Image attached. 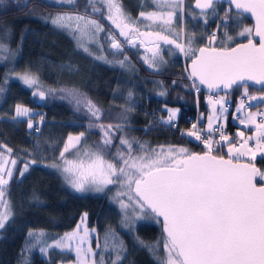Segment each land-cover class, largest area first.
Instances as JSON below:
<instances>
[{"label": "trees", "instance_id": "16d2710c", "mask_svg": "<svg viewBox=\"0 0 264 264\" xmlns=\"http://www.w3.org/2000/svg\"><path fill=\"white\" fill-rule=\"evenodd\" d=\"M187 1V15L191 16L186 20V29H181L179 23L181 9L177 19L164 31L170 38H177L171 33H179L178 42L181 43L182 33L186 32L194 39L195 48L211 46L205 40L213 34L216 43L212 46L215 47H228L246 39L239 38L238 33L243 27L251 26V22L233 12L227 4L217 2L215 14L211 10L202 14L192 8V0ZM117 3L132 18L139 32L158 30L160 25L139 17L142 10L156 8L158 0H117ZM85 5L86 0H76L75 4L29 0L28 7L21 8L16 6L15 0L0 2V44L6 49H0V146L11 148L10 156L17 161L13 176L5 186L13 215L5 228L0 229V264H59L73 259L69 251L50 248L43 256L38 248L72 230L82 213L87 214V225L97 230V235L91 239L96 246L97 264L101 256L104 264H111L119 251L112 248L111 241L105 247V234L109 230L115 233L117 242H123L125 250L120 252L121 264H158L161 256L157 252L162 247L150 251V247L163 238L157 218L149 215L125 228L123 214L110 200L109 191L77 192L66 183L60 170L49 166L61 163L59 154L69 134L84 133L99 141V124H112L114 129L120 125L112 134L110 159L117 148L124 150L119 137L150 148L183 147L190 152L206 151L203 143L187 135L191 130L185 124L187 114L193 115L197 109L206 111L208 105L202 99V91H195L185 68L192 56H183L175 45L163 44L161 40L139 36V33H129L135 46L129 44L119 35L120 29L106 19V9L103 15L93 14L105 31L97 33L93 36L96 39L92 38L89 43L79 34L56 28L44 19L57 13L83 14ZM224 19L227 24L221 23ZM110 34L121 42L122 51L111 47ZM227 36L233 40L229 41ZM154 52L157 53L155 60ZM120 61H124L123 65ZM16 72L37 75L45 90L44 98L33 95L30 88L9 77ZM64 90L91 100L101 110L100 119L78 109L76 101L55 93ZM228 92L231 97L228 100L235 105L241 88L233 87ZM16 104L36 108L37 113L31 116L33 129L28 128L26 118L13 119ZM164 105L178 106L179 116L173 120L178 125L164 123ZM232 116L228 111L226 126L233 132L238 125L231 122ZM90 124L96 126L89 130ZM212 147L213 154L227 156L223 142L212 141ZM133 149V155L139 154L137 144ZM32 160L37 163L31 164ZM245 161L255 162L264 171V155L256 157L255 161ZM25 163L29 164V169L21 177L19 172ZM257 182H261L259 177ZM29 231H43L44 236L39 243L33 242Z\"/></svg>", "mask_w": 264, "mask_h": 264}, {"label": "snow or ice", "instance_id": "6c2138e0", "mask_svg": "<svg viewBox=\"0 0 264 264\" xmlns=\"http://www.w3.org/2000/svg\"><path fill=\"white\" fill-rule=\"evenodd\" d=\"M53 2L75 4L76 0H53ZM226 2L230 6L234 5L235 9L251 13L255 17L254 28L245 27L238 33L239 36L246 37L247 42L237 43L234 47L194 48L193 38L186 40V47L184 43L178 42L179 33H171L177 38H170L169 35L159 31L141 33L117 0H86L83 14L57 13L54 16L44 17L56 28L70 30L74 35L79 34V37L89 33L95 36L105 29L97 19L93 18V14L103 15L106 9V19L120 29L119 35L125 37L129 44L135 46V41L129 33H139V36L154 37L165 44L175 45V48L186 56H194L190 72V78L194 81L198 80L199 84L206 85L209 90H228L233 86L243 89L236 112L244 114L236 118L246 127L254 125L256 136L247 137L238 148L234 143H229V137L221 131L220 139L229 143L227 159L223 155L213 154L211 137L202 138L195 124L187 135L202 140L206 149L203 153L190 152L183 147H169L165 150L163 146L158 151L138 141L119 137L120 145L125 146L124 150L117 148L115 159H106L105 149L113 144L112 134L115 130H119L120 125H116L114 129L112 124L107 126L99 124L103 132L102 144L96 145L94 149H80L78 146L84 133L69 135L59 154L61 163L49 165L60 170L67 183L77 192H104L109 185H118L114 200L119 203L124 213L122 222L125 226H131L135 220L142 219L146 215L157 218L158 223L161 222L159 218H162L164 255L158 257V264H264V171L258 169L254 163L240 161V157L243 156L255 161L258 153L264 154V113L251 111L252 102L264 106V0H226ZM15 3L17 7L26 8L29 0H23L22 3L20 0H15ZM183 3L184 0H158L157 6L161 9L168 8L169 11L161 13L141 11L139 17L149 21L159 19L164 24L171 25ZM216 3L217 0H196L195 7L200 9L202 14L206 10H211L215 14ZM98 4L104 7H98ZM228 11L230 9L225 10V16L228 15ZM221 23L227 24V20L224 19ZM254 37H258V41ZM109 39L113 49L122 51L123 45L120 41L111 34ZM215 39L213 34L209 37V44ZM227 39L231 41L233 37L227 36ZM80 46L83 47L82 44ZM0 49H5V46L0 44ZM84 50L88 51L86 47ZM196 52L199 55H196ZM156 55L157 53L154 52L153 60ZM120 63L123 65L124 61ZM18 78L29 88L37 84L36 77L28 72ZM193 87L199 91L195 83ZM250 88H255L259 94H250ZM37 94L41 99L45 96L43 91L33 93V95ZM69 94L78 105L83 99L91 116L96 120L100 119L101 110L91 100L78 97L75 93ZM209 102L219 104L221 112L227 111L223 97L216 101L210 98ZM167 111L168 119L164 123L171 124L177 110ZM213 111L215 112L216 109L214 108ZM29 114L30 109L17 104L13 119ZM258 116L261 117L259 122H257ZM214 119L219 117L208 118L209 132L213 129ZM27 126L29 129L34 128L31 119L28 120ZM95 126L90 124V127ZM36 130L39 131L38 128ZM216 131H220V128ZM238 135L243 137L244 133L239 132ZM253 139L256 141L255 147H248L249 141ZM134 144L139 148L137 155L132 154ZM7 152L11 154L12 149L8 148ZM73 152V158L69 159L66 154ZM9 163L15 166L17 161L15 159L9 161L4 153L0 152V208L3 209L0 211V229L5 228L13 215L11 205L4 199V186L13 176L12 169L6 168ZM30 163L36 164L37 160H32ZM28 169L29 164L25 163L19 172L20 176L23 177ZM257 177L261 181L259 184ZM123 197H127V201ZM129 209L132 210L133 215H129ZM86 217L85 213L81 224H84ZM28 235L39 243L44 233L29 231ZM88 240L89 229L86 226L81 228L78 224L75 231L65 233L54 244L40 247V251L46 253L50 248L74 250L75 264H97L93 249L90 246L83 247ZM109 241L114 250L119 249L116 259L111 261V264H121L123 257L120 252L125 250L123 242L116 241L112 230L105 234L106 248ZM160 245L161 241H157L156 245L150 247V251L159 248ZM99 264H104L102 256Z\"/></svg>", "mask_w": 264, "mask_h": 264}, {"label": "rangeland", "instance_id": "374dc122", "mask_svg": "<svg viewBox=\"0 0 264 264\" xmlns=\"http://www.w3.org/2000/svg\"><path fill=\"white\" fill-rule=\"evenodd\" d=\"M186 1H187V0H184V3H183V5H182V7H181V9H183V10H182L181 13H179V18H178V19H179V23H180V25H181V29H182V28H183V29H186V28H185V26H186V22H187L186 20H187V18H189L188 15H190V14L187 15L188 10H187L186 4H185ZM187 2H188V1H187ZM155 3H156V1H155ZM155 5H156V6H155L156 8H153V9H145V10H142V11L145 12V13H149V12H157V13H161V12H167V11H169L168 8H163V9H161V8H159V7L157 6V4H155ZM181 9H180V10H181ZM180 10H178V11H180ZM178 11H177V16H178ZM177 16L174 17L173 21H174L175 19H177ZM190 16H191V15H190ZM140 18H141V17H140ZM141 19H143V20H147V19H145V18H141ZM147 21H149V20H147ZM149 22H151V23H153V24H155V25H156V24L160 25V26H158V27H159L158 30H155V32H158V31H159V32H161L162 34H164V31H166V30L169 29V28H168L169 25L164 24L162 20L157 19V20H155V21H149ZM245 27H252V26H245ZM245 27H243V28H245ZM153 28H154V26H151V29H153ZM243 28H242V30H243ZM242 30H241V31H242ZM181 32H182V30H181ZM184 34H185V35H184ZM164 35H166V34H164ZM182 35H183L184 39H182L181 43H184L185 46L187 47V45H186V40H187L188 38H191V36L188 35L186 32H185V33L183 32ZM238 36H239V35H238ZM92 38H94V37H93V35H92L91 33H89L88 35H85V36L82 37V39H83L86 43H89V42L91 41ZM239 38H246V37H241V36H239ZM94 39H96V37H95ZM161 43L164 44V42H163L162 40H161ZM205 43H206L207 45H211V46H212V45H214V44L216 43V41L214 40L211 44H209V38H207V39L205 40ZM194 46H195V45L193 44V47H194ZM194 48H195V47H194ZM179 52H181V51L179 50ZM181 53H183V52H181ZM184 55H185V54L183 53V56H184ZM24 73H25V72H16V73H13V74L9 75V77H10L11 79H14V80L19 81L23 86L28 87L27 85H25V84H24V83L18 78L20 75H23ZM28 73H30V72H28ZM30 74L34 75V76L36 77V79H37V84L30 88V89L33 91V93H36V92L39 93L40 91L45 92V90H43L44 87H41V85H40V83H42L41 80H40V78H39L37 75L33 74V73H30ZM28 88H29V87H28ZM241 91H243L242 88H241ZM55 93H56V95L60 94L61 96H66L70 101H73V102L75 103V100L73 99V96L69 94V93H74V92L69 91V90H64V91H59V92L56 91ZM249 93L252 94V95H258V94H259L256 90H255V91H250V90H249ZM78 97H79V96H78ZM220 97H223L224 100H225V99H230V98H231L229 92H222V93H217V94L215 95V98L212 99V101H216V100H218ZM252 103H255V104H256V102H252ZM76 104H77V103H76ZM16 105H17V104H16ZM16 105H15V107H16ZM20 105H23V104H20ZM23 106L26 107V108H28V109H30V114H29V116L18 117V118H26V119H27V122H28L29 119H31L32 122L34 123V120L31 118V116L37 113L36 108H34V107H30V106H27V105H23ZM15 107H14V116H15ZM224 107L226 108L225 104H224ZM263 107H264V106H263ZM214 108L216 109L215 112L213 111ZM78 109H81V110H83V111H87V108L85 107V104H84V102H83V99H82V102L79 104ZM163 109L166 111V115L162 117V119H163L164 121H166V120L168 119V111H167L168 109H175V110H177V112H176V116H175L174 119H177V118H178V116H179V108H178V106H168V105H164V106H163ZM206 111H207V112H206V125H205V129H206V130H209V129H208V118H209L210 116H218V117H219V119H214V120H213V127L218 126V127H220V128H225L226 123H227V120H228V113H227V111H226V112H221V111H220V105H219V104H214V103H210V102H208L207 110H206ZM231 122L236 123V124L238 125V127L235 128V133L238 135L239 132H243V133H244V136H245V129H244V128H245V125L240 124L239 119H236V118H234L233 116L231 117ZM221 126H222V127H221ZM88 128H89V130H91V129L94 128V127H90V126H89ZM69 135L76 136L75 134H69ZM69 135H68V136H69ZM238 136H239V135H238ZM244 136H243V137H244ZM249 136H252V137H255V136H256L255 128L253 129L252 132H250V133L247 134V137H249ZM239 137H240V136H239ZM191 138L194 139L195 137L193 136V137H191ZM102 139H103V132H102V131H101V133H100V135H99V141H95V140H93V138H91V136H87L86 134H84V136L81 138V143H80V145L78 146V148H80V149H83V148H92V149H94L96 145H100V144H102ZM253 140H255V139H253ZM223 143H224V150H225L226 155H227V153H228V148H229V143H233V142L229 140V143H226V142H224V141H223ZM242 143H243V140H242V141H241L236 147L239 148V147L241 146ZM145 145H146V144H145ZM255 145H256V144H255ZM255 145H254V147H255ZM146 146H147V145H146ZM112 147H113V146H109L108 148L105 149V157H106V159H110L109 156H110V153H111V151H112V149H111ZM124 147H125V146H124ZM163 148H164L165 150L168 149V148H165V147H163ZM7 149H8V148H7L6 146H0V152H3L4 155H5V157H6L9 161H11L12 158H11L10 154L7 152ZM153 149H157V150L159 151V150H160V147H158V148H153ZM241 150H243V149H241ZM74 151H75V150H74ZM116 151H117V150H116ZM116 151H115V152H112V153H113V154H112V158H113V159H115ZM138 153H139V151H138ZM261 155H264V154L258 153V154H257V157H258V156H261ZM66 156H67L69 159H72L73 156H74V152H73V153L66 154ZM112 158H111L110 160H113ZM240 159H245V160L248 159V160H250V157H248V156H243V157H240ZM6 168H11L12 171H13V165H12L11 163H9V164L6 166ZM60 173H61L62 176L64 177V174H63L61 171H60ZM5 178L7 179V176H5ZM64 178H65V177H64ZM66 183H67V181H66ZM67 184H68V183H67ZM68 185H69V184H68ZM5 186H6V185H5ZM5 186H4V188H5ZM106 190L109 191L108 196H109L110 200H112L113 203H114L117 207H119V209H120L119 203L116 202V201L114 200L115 194H116V192H117V190H118V185H109L108 188L105 189V192H106ZM85 192H93V191H85ZM85 192H83V193H85ZM4 199H5L6 201L9 202V200L7 199V196H6V192H5V197H4ZM123 199H125V201H127V197H123ZM9 204H10V202H9ZM2 210H3V209L0 208V211H2ZM120 210H121V209H120ZM121 212H122V214L124 215V213H123L122 210H121ZM84 214H85V213H82V214H81V216H80V218H79V220H78L76 226H75L72 230H70V231H68V232H65V233H70V232L75 231L76 228H77V225H78V224L81 225V228H83L84 226H86V227L89 229V240L83 245V247L87 248V247L90 246V247L93 249V251L95 252V251H96V246L92 244L91 239H92V237H95V236L97 235V230H96V227H95V226H91V227H89V226L87 225V220L84 221V224H81V220H82V217H84ZM129 215H133L131 209H129ZM146 216H149V215H146ZM146 216H144V217H146ZM122 224H123V226H124L125 228H126V227H129V226H125V224H124L123 222H122ZM93 229H95V231H92ZM40 232H41V231H35V233H37V234H39ZM65 233L61 234L56 240H58L60 237H63ZM80 234H81V235L83 234L82 231H81ZM41 239H42V237H41ZM31 240H32L33 242H36L32 237H31ZM56 240L51 241V242H49L48 244L42 243V244L39 246V248H38L39 252L41 253V251H40V247H47V245H49V244H54ZM159 241H161V245H160V247H162V241H163V238H159ZM73 245H75V242H73ZM55 249H56V248H55ZM57 250H61V249H57ZM64 251H68V250H64ZM46 253H47V252H46ZM46 253H41V254H42L43 256H45ZM69 253L73 256V259H71V260H69V261H65V262H60L59 264H75V251H74V250H73V251H69ZM157 253H158L159 256L163 257V255H164L163 247H162V249H161L160 251H158Z\"/></svg>", "mask_w": 264, "mask_h": 264}, {"label": "built area", "instance_id": "2783aa9c", "mask_svg": "<svg viewBox=\"0 0 264 264\" xmlns=\"http://www.w3.org/2000/svg\"><path fill=\"white\" fill-rule=\"evenodd\" d=\"M200 90V89H199ZM195 91H197V88H195ZM214 94L213 93H203L202 99L206 102L210 101L214 98ZM241 94L238 95L237 97V101L239 103ZM226 108L228 111H230L234 117H238L241 116L243 113H237L236 109L234 107V105L231 102H228L226 104ZM253 108V107H252ZM251 108V109H252ZM254 110L257 112H262L264 113V108L261 106H257L254 107ZM247 111V109H246ZM261 117H257L258 122L260 121ZM185 121H186V125H187V129L188 130H193L192 126L193 124L196 125V130H199L202 134V138H208L209 136L211 137L212 141L214 142H221L222 140L220 139V132L222 131L225 135H227L229 137V140L232 141L235 145H237L238 143H240L242 140L246 139L245 137H239L238 135H236L235 133L232 132L231 129H229L228 127L225 128H220V131H216L217 128L219 127H213L212 131L209 132V130L205 129V118L203 116V114L197 109L195 111V113H193V115L191 114H187L185 116ZM177 121H173L172 124L173 125H178ZM246 132H250L251 128L250 127H246ZM199 142L203 143L202 140H198ZM256 144L255 140H250L249 141V146L250 147H254V145Z\"/></svg>", "mask_w": 264, "mask_h": 264}, {"label": "water", "instance_id": "95a60500", "mask_svg": "<svg viewBox=\"0 0 264 264\" xmlns=\"http://www.w3.org/2000/svg\"><path fill=\"white\" fill-rule=\"evenodd\" d=\"M217 2H222V3H225V4H227L229 7H230V9L233 11V12H236V13H239V14H241L242 16H244V17H246L247 19H249V21L251 22V26L254 28V26H255V17H253L252 15H251V13H248V12H243L242 10H238V9H235V6L234 5H229L227 2H226V0H217ZM195 3H196V0H192V4H191V6H192V8L196 11V12H199V13H201V10L200 9H198V8H196L195 7ZM208 10H206V12H207ZM254 39H256L257 41H258V37H254ZM247 42V38L246 39H243V40H239V41H237L236 43H234L233 45H231V46H228V47H234L237 43H246ZM199 47H215V46H205V45H202V46H199ZM198 47V48H199ZM216 48H220V47H216ZM196 55H199V53L198 52H196ZM192 59H194V56H192L187 62H186V64H185V68H186V71H187V74H188V76H189V78H190V72H191V61H192ZM190 80H192L196 85H198V87L202 90V91H204V92H208V93H222V92H228L230 89H228V90H223V89H214V90H209L208 88H207V86L206 85H201V84H199V81L198 80H193L192 78H190ZM233 87H235V86H233ZM258 87V86H257ZM193 152H196V151H193ZM196 153H203V152H196ZM214 155H216V154H214ZM224 156V155H223ZM224 158L225 159H227L228 158V156H224ZM240 161L242 162V163H248V161H245V160H241L240 159ZM251 163H254L255 164V166L258 168V169H260L259 168V166L255 163V162H251ZM258 178V177H257ZM259 184V183H258ZM160 220H161V232H162V234H163V231H162V218H159Z\"/></svg>", "mask_w": 264, "mask_h": 264}, {"label": "crops", "instance_id": "0c3cea01", "mask_svg": "<svg viewBox=\"0 0 264 264\" xmlns=\"http://www.w3.org/2000/svg\"><path fill=\"white\" fill-rule=\"evenodd\" d=\"M250 127H252L253 129L255 128V126L254 125H249ZM253 131V130H252ZM249 147V146H248Z\"/></svg>", "mask_w": 264, "mask_h": 264}]
</instances>
